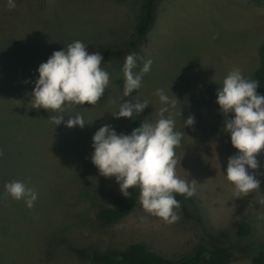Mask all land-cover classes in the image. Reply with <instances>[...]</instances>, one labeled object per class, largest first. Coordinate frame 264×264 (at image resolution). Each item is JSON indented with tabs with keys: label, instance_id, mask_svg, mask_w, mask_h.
<instances>
[{
	"label": "rangeland",
	"instance_id": "obj_1",
	"mask_svg": "<svg viewBox=\"0 0 264 264\" xmlns=\"http://www.w3.org/2000/svg\"><path fill=\"white\" fill-rule=\"evenodd\" d=\"M143 2L15 0L16 7L9 10L8 0H0V147L10 157V166L0 172V264H82L73 249L124 248L134 242L171 259L209 241L246 247L248 255L232 264H251L249 257L264 249V150L256 156L258 169L246 167L260 181L259 191L237 197L226 169L238 150L223 131L225 117L216 103L231 70L239 68L248 79L259 68L264 4L159 0L144 48L145 61L153 63L140 89L123 97V69L102 62L110 83L97 105L72 106L62 113L32 108L38 68L54 51L76 40L87 47L125 43ZM157 89L178 100L176 130L185 135L175 149V171L195 194L179 201L176 223L167 224L139 207L121 222L101 226L96 214L109 206V195H123L115 178L101 176L92 164V137L105 124L130 135L134 117L112 115L122 100H147L144 119L154 122L162 106ZM76 114L85 120L83 129L49 121L63 115L66 122ZM190 115L194 125L183 127ZM233 117L229 113L227 118ZM11 181L37 192L32 209L23 200L4 198V185ZM135 190L129 192L139 199ZM242 223L250 226L243 238L238 234Z\"/></svg>",
	"mask_w": 264,
	"mask_h": 264
},
{
	"label": "clouds",
	"instance_id": "obj_2",
	"mask_svg": "<svg viewBox=\"0 0 264 264\" xmlns=\"http://www.w3.org/2000/svg\"><path fill=\"white\" fill-rule=\"evenodd\" d=\"M7 6L9 10L14 9L15 0H8ZM86 49L87 45L76 40L63 50L54 51L47 62L39 66V79L31 93L32 108L62 113L72 106L98 104L109 86L110 76L102 67L101 53H89ZM152 63L151 59H147L136 72V54L126 56L123 97L131 96L142 87L143 76L151 70ZM258 88V81L246 79L239 68H234L216 93V103L225 117L223 131L230 135L233 148L238 150V155L229 157L226 169V178L237 197L260 188V181L246 170V167L258 169L256 156L264 150V96L257 94ZM155 95L162 105L155 121H144L130 135L117 134L110 124L101 126L92 137L94 151L91 162L101 176L115 178L125 198L131 195L129 189L138 188L143 210L167 224H173L180 219L175 210L181 207L174 194L191 198L195 189L186 180L180 179L175 171L178 163L175 149L185 135L176 130L174 110L178 100L163 89H157ZM122 101L118 111L112 114L116 119H132L149 106L147 100L141 102L138 98L135 102ZM229 113L234 114L232 119L227 118ZM68 117L65 122L63 115H52L49 121L56 126L66 123L70 129L85 127L82 115ZM194 122V117L190 115L183 122V127H191ZM4 189L5 199L23 200L27 208L34 207L38 194L24 182L11 181L4 185Z\"/></svg>",
	"mask_w": 264,
	"mask_h": 264
},
{
	"label": "trees",
	"instance_id": "obj_3",
	"mask_svg": "<svg viewBox=\"0 0 264 264\" xmlns=\"http://www.w3.org/2000/svg\"><path fill=\"white\" fill-rule=\"evenodd\" d=\"M125 2L127 0H117ZM159 0H144L141 5L134 30L127 41L117 46L87 47L89 53L99 51L103 56L104 63L110 64L116 70H122L127 55L136 54L137 68L141 69L145 63L144 48L149 43V32L154 26ZM255 5L261 6L264 0H252ZM260 63L259 68L248 78L259 82L257 94L264 96V43L259 47ZM145 121L144 113L135 114L131 125V132ZM130 132V134H131ZM0 151H2L0 147ZM0 157V172L10 166V157ZM16 153H19L16 151ZM18 155V154H17ZM1 174V173H0ZM2 184L0 183V188ZM139 194V189L136 188ZM178 201L190 200L186 196L174 194ZM109 206L100 209L96 219L101 226H112L124 220L134 209L141 204L135 195L129 198L117 194L109 195ZM181 205V204H180ZM182 207V206H181ZM180 207V208H181ZM179 208V209H180ZM250 233V226L247 223L239 225L238 234L246 237ZM74 254L82 264H232L247 256V248L239 246H220L214 241L195 248L191 253L178 259H171L153 252L148 246L141 242L128 244L124 248L102 249L95 246H88L73 249ZM251 264H264V249L249 257Z\"/></svg>",
	"mask_w": 264,
	"mask_h": 264
}]
</instances>
